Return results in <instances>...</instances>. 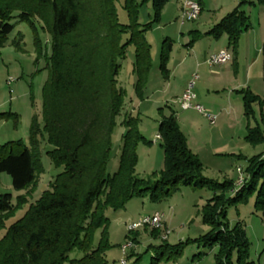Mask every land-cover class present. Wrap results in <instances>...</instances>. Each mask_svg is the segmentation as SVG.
<instances>
[{"label":"trees","instance_id":"obj_1","mask_svg":"<svg viewBox=\"0 0 264 264\" xmlns=\"http://www.w3.org/2000/svg\"><path fill=\"white\" fill-rule=\"evenodd\" d=\"M117 1L0 0V45L13 31L11 19L17 13L16 17L28 21L34 30V21L42 24L51 49L48 78L42 90L43 125L40 127L34 120L30 127L32 148L20 140L0 144V172L11 177L14 189L35 184L36 171L41 168L39 136L43 134L52 146L47 153L53 164L62 167L50 188L5 229L0 237V264H105V253L112 246L106 210H120L135 196L161 201L180 184L213 191L201 209L202 221L209 230L193 241L217 247L215 264H258L251 258V243L241 222L231 226L227 210L254 196L255 211L264 213V152L247 159L246 181L232 193L234 181H216L201 175L203 164L189 148L177 117L171 112L162 115L157 129L164 166L148 178H139L135 175L138 144L152 141L140 132L139 118L125 114L121 124L126 131L121 137L118 167L108 173L111 137L126 97V90L117 79L120 61L132 45L134 92L143 100L152 66L145 33L158 22L168 0H122L126 23L120 21ZM147 3L151 4L152 14L148 22L141 23L140 8ZM243 3L264 4V0H240L206 32L215 38L227 35L234 52L240 34L250 25L241 9ZM171 47V40L166 38L159 55V69L165 78ZM239 92L243 94L246 116L254 114L255 104L264 108V98L249 89ZM244 139L264 145V130L247 127ZM25 201V196L20 197L18 206ZM14 210L11 194H0V222ZM152 231L159 235L160 230ZM179 244L180 247L184 243ZM179 247L174 249L175 255L181 254ZM75 250L81 253L79 257H71ZM162 254L160 251L152 258L154 262Z\"/></svg>","mask_w":264,"mask_h":264},{"label":"rangeland","instance_id":"obj_2","mask_svg":"<svg viewBox=\"0 0 264 264\" xmlns=\"http://www.w3.org/2000/svg\"><path fill=\"white\" fill-rule=\"evenodd\" d=\"M178 1L168 0L161 11L158 22L145 33L152 56V66L145 89L146 100H139L134 92L135 76L132 73L134 47L132 45L128 47L126 57L120 61L121 70L117 79L120 86L126 90V97L124 108L116 119L117 125L111 137V154L107 165V171L110 174L118 167L121 137L126 131L124 125L121 124L125 114L134 118L138 117L140 132L147 137V140L155 143V145L138 144L135 175L139 178H148L152 173L159 172L164 166L163 149L156 139L157 128L162 115H169L171 112L180 117L178 122H181V119H186L190 123L194 122L192 128L184 126L185 124L181 122L183 130L195 137L200 129L202 136L200 133L198 134L204 143L209 145L205 148L209 153L211 147L219 140L230 141L231 145L235 143L237 146L235 153H241L248 158L260 153L264 147L261 144L248 143L244 139L247 127L259 126L264 130V118H262L264 116H261V114L264 115V108H259V105L255 104L253 106L254 114L246 116L242 108L243 94L232 91L231 86H224L226 89L219 88V92L210 91L208 93L206 85L200 78L199 70L193 71L188 78L189 81L194 73L199 75L194 87L195 102L218 117L214 125H210L208 120L196 110L190 109L186 111L187 113L180 111L179 104L174 102L177 95L176 89L182 86V81L187 76V71L182 74L181 66L177 69L175 65L184 55L191 53L188 45L184 46L185 43L194 39V36L189 35L188 31L199 30L203 27L200 25L203 19L199 16L195 20H185L181 23V7L178 9ZM121 4L122 0L116 2L118 15L120 21L126 23V13ZM151 14V4H144L140 8L139 22H148ZM16 16L17 13H14V18L11 19V23L14 25L13 31L0 45V144L20 140L25 146L32 148L30 127L34 120L40 127L43 125L42 90L48 78L47 63L51 53L50 38L40 22L34 21L36 28L34 30L28 21L20 20ZM181 31L185 34L184 38H181ZM167 37L171 38L172 42L169 53L170 61L167 66L171 71L170 83L159 69L162 42ZM35 38L38 39V42ZM202 42L208 47L207 39L204 38ZM230 94L233 99L237 100L235 102L238 107H235L234 110L227 107ZM209 101H216L221 103V106H226L222 110L224 109L225 113L230 111L232 119L229 120V124L227 122L223 125L220 124L218 112L213 111L205 103ZM219 126L222 128L221 130H218ZM151 146L155 148L152 151L150 150ZM51 148L46 135L39 136L38 152L41 168L36 171L35 184L21 190L14 189L11 177L7 173L0 172V194H11L12 202L15 205L14 212L0 222V237L10 224L20 218L28 206L41 196L44 190L50 188V183L62 170V167L55 166L49 157L47 150ZM215 158L221 159L216 160ZM202 159L205 163H202L201 175L216 181H223L224 177L228 179L232 176L233 169L236 170L238 167L245 171L247 166L245 159L239 158V156L214 157L209 155L207 157L202 153ZM212 195L213 191L207 188L199 189L180 184L169 197L161 201H152L148 196H135L120 210L107 209L105 213L109 218L108 235L112 246L105 253V264H121L122 260H126L125 264H215L217 247L203 246L193 241L209 230V226L202 221L201 209ZM22 196H25L26 201L18 206L19 198ZM156 212L163 213L162 226L158 229L160 230L159 235L155 236L150 227L138 228L133 232L128 231V224ZM164 215L167 219L171 218L166 228L163 221ZM227 218L231 226L238 221L241 222L251 243V258L257 262L261 236L264 233V213L255 211L254 196L250 197L247 203L229 206ZM167 230V237L163 238L162 236ZM128 233L129 237H127ZM98 235L97 233L96 239ZM133 238L137 242H134ZM128 240L132 241L133 247L123 253L121 246ZM186 241L189 242L186 243ZM180 242L184 244L179 247ZM167 244L174 247L172 249L159 247ZM177 247L181 249L179 255L173 253L174 249H178ZM160 251L163 252L160 260L154 262L152 258L156 257ZM80 255L81 253L77 250L71 253V257Z\"/></svg>","mask_w":264,"mask_h":264},{"label":"crops","instance_id":"obj_3","mask_svg":"<svg viewBox=\"0 0 264 264\" xmlns=\"http://www.w3.org/2000/svg\"><path fill=\"white\" fill-rule=\"evenodd\" d=\"M197 1H199L201 5V12L199 17L203 19L202 23L200 24L203 27H201L202 29L199 30L196 29V30L188 31V34L193 35L194 36L193 38H195L193 42L191 41L192 43L187 42L184 44V46L190 44L188 45V47L191 53L190 54L187 53L186 54L187 56L184 55L179 61H177L175 65L177 69L181 66V68L183 69L182 74L185 71H187V76H185L184 80L182 81V86L176 89L177 95L174 102L179 104L180 111L186 112L187 110H190V109L187 110L182 109L180 107L179 101L186 87L190 74L195 70L200 71L201 73L200 78L202 79V83L206 85L207 87L206 91L208 93L210 91L219 92V88L226 89V87L224 86H228V87L231 86L230 88H232V91L235 92L236 91L239 92V90H242L246 87V89H249L252 93L260 96L261 98H264V4L243 3L241 5V9L249 17L250 25L247 30L243 31L240 34L237 47L234 52V50L231 48V46L228 43L227 35L222 34L219 37L215 38L212 35L206 34V32L211 30V28L216 23H218L226 14H228L235 7H237L238 4L240 3V0H197ZM247 1L255 2L256 0H247ZM178 2H179V7H178L179 9L180 7H182L183 2L182 0H179ZM180 34L182 36L181 38L185 37V34L182 31L180 32ZM167 38L171 40V38L169 37ZM204 38L207 39V41H209L207 42L208 47L204 45V43L202 42ZM221 49H228L229 52L232 54V59L228 63L223 65L208 66L206 63L207 58L211 54L217 53ZM169 61H170V57L168 59V62ZM168 62H167V66H168ZM170 75H171V71L168 70V77H167L168 83H170L169 82ZM232 94H230V96L228 97L229 101L227 102V107L234 110V108L238 107V105L237 102H235L237 101L236 98L234 99L232 98L231 96ZM146 97L147 94L145 91L144 99ZM205 103L213 111L218 112L217 115L220 117L221 125H223L226 122L229 124V120L232 119L230 118V111H227L225 113V110L224 109L222 110V108H225L226 106H221V103L216 101H209ZM242 108H243V101H242ZM261 116L264 115L261 114ZM176 117L177 120L180 119L178 115H176ZM181 122L185 124L184 126L186 125L188 127L191 126V128L194 126V122L190 123L186 119H181ZM181 122L178 123L180 125V128L183 130ZM221 129L222 128L219 126L218 130ZM198 131H199L198 133H200V136H202L201 130L199 129ZM182 132L185 134L187 138V144L189 148L198 155L202 163H205L204 159H202V153L207 157L209 155L210 156L212 155L214 157L215 156L225 157L226 155L229 156L232 155V157L239 156V158H244L247 163V159H248L247 156H244L241 153L239 154L235 153V151L237 150L236 149L237 146L235 143L231 145L230 141L219 140L217 143H215V145L211 147L212 149L209 153L207 152V149H205L209 145L204 143L202 137H200L198 133L195 137H192L190 133H185L184 130ZM144 137L147 138L145 135ZM157 142L160 143V139H158ZM151 145H155V143L152 141ZM151 147H152L150 148L151 151L155 149L153 148L154 146ZM260 152H264V147H262ZM215 159L220 160L221 158H215ZM218 166L219 169H221L220 164H218ZM220 171H222V169ZM237 175L238 174L236 173V170L233 169L232 176L228 177V179L234 181L235 184ZM163 219L165 224L164 227L166 228L168 227L171 218L167 219L164 215ZM261 237H262L260 242L261 247L260 250L258 249L259 252L257 251L258 264H264V233H262Z\"/></svg>","mask_w":264,"mask_h":264},{"label":"built area","instance_id":"obj_4","mask_svg":"<svg viewBox=\"0 0 264 264\" xmlns=\"http://www.w3.org/2000/svg\"><path fill=\"white\" fill-rule=\"evenodd\" d=\"M201 12V5L200 2L197 0H184V6L183 9H181L180 13V20L181 23L185 20H195L198 18ZM230 56L232 54L229 52L228 49H221L217 53L211 54L207 60L206 63L208 66H218L226 64L230 61ZM199 78V75L197 73H194L191 77V79L187 82L186 87L180 97V107L184 110L187 109H194L201 113L209 122L210 125H214L216 123L217 116L211 114L209 111L205 110L200 104L196 103V94L194 92V87L196 80ZM160 135L158 134L156 136V139H160ZM237 172V178L234 184L233 189L231 190L232 193H235V188L240 187V181L247 178L246 172L238 167L236 169ZM162 223V213L156 212L151 216H144L140 218L137 222H132L128 224V230L130 228H143V227H150L152 229H157L158 227H161ZM163 238H166L167 235L162 236ZM133 247V243L131 240H128L125 244L121 246L122 252L126 253V251ZM126 260H122L121 264H125Z\"/></svg>","mask_w":264,"mask_h":264},{"label":"bare ground","instance_id":"obj_5","mask_svg":"<svg viewBox=\"0 0 264 264\" xmlns=\"http://www.w3.org/2000/svg\"><path fill=\"white\" fill-rule=\"evenodd\" d=\"M183 6H184V1H183V3H182V7H181V9H183ZM231 56H230V60H231ZM245 181H246V179H244V180H242V181H240V187L245 183ZM240 187H237V188H235V192L240 188ZM162 216H163V213H162ZM161 226H162V223H161ZM160 227H158V229H159ZM138 228H130V230H128L129 232H133V231H135V230H137ZM168 234V230L166 231V233H165V235H167Z\"/></svg>","mask_w":264,"mask_h":264}]
</instances>
